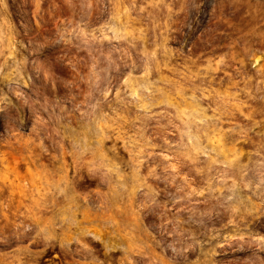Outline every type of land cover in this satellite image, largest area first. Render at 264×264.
Listing matches in <instances>:
<instances>
[{
    "label": "rangeland",
    "instance_id": "obj_1",
    "mask_svg": "<svg viewBox=\"0 0 264 264\" xmlns=\"http://www.w3.org/2000/svg\"><path fill=\"white\" fill-rule=\"evenodd\" d=\"M0 264H264V0H0Z\"/></svg>",
    "mask_w": 264,
    "mask_h": 264
}]
</instances>
